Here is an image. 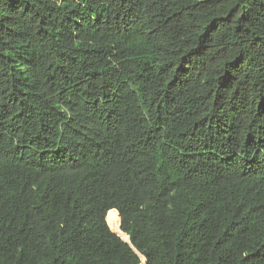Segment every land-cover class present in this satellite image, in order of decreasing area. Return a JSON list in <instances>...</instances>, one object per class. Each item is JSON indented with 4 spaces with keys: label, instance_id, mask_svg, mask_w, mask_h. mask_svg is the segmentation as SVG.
<instances>
[{
    "label": "trees",
    "instance_id": "trees-1",
    "mask_svg": "<svg viewBox=\"0 0 264 264\" xmlns=\"http://www.w3.org/2000/svg\"><path fill=\"white\" fill-rule=\"evenodd\" d=\"M0 264H264V0H0Z\"/></svg>",
    "mask_w": 264,
    "mask_h": 264
}]
</instances>
